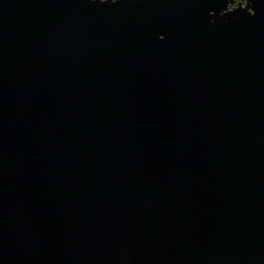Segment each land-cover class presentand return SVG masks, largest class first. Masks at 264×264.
<instances>
[{"label":"water","instance_id":"obj_1","mask_svg":"<svg viewBox=\"0 0 264 264\" xmlns=\"http://www.w3.org/2000/svg\"><path fill=\"white\" fill-rule=\"evenodd\" d=\"M246 1L0 0V264H264Z\"/></svg>","mask_w":264,"mask_h":264},{"label":"flooded vegetation","instance_id":"obj_2","mask_svg":"<svg viewBox=\"0 0 264 264\" xmlns=\"http://www.w3.org/2000/svg\"><path fill=\"white\" fill-rule=\"evenodd\" d=\"M234 1H235V3L231 4V8L239 6L240 3H243V6H245L246 2H247L246 0H234Z\"/></svg>","mask_w":264,"mask_h":264}]
</instances>
